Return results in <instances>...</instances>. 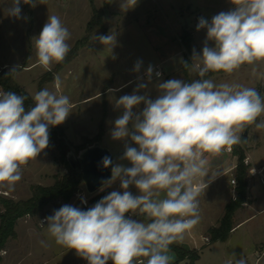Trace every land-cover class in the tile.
I'll return each instance as SVG.
<instances>
[{"label":"clouds","instance_id":"obj_1","mask_svg":"<svg viewBox=\"0 0 264 264\" xmlns=\"http://www.w3.org/2000/svg\"><path fill=\"white\" fill-rule=\"evenodd\" d=\"M231 2L234 10L220 12L211 22L199 20L197 30H207L202 54L194 49L192 56L199 79L158 82L159 95L151 99L147 93L137 94L152 81L154 68L149 65L147 83H139L131 94L116 100V108H122L123 113L115 119L110 135L113 140L125 141L120 159L131 166L115 164L111 178L102 184L110 187L118 180L122 191H111L87 210L64 205L46 217L47 233L57 245L75 250L88 264H134L140 257L147 258L146 264H171L169 246L183 240L199 223L198 197L219 174L210 175L205 154L219 156L225 149L231 150L242 142L241 134L248 126L264 129V120L257 122L264 115V95L255 87L216 84L204 78L210 72L232 74L244 64L264 62V0ZM23 3L35 7L34 0ZM20 4L21 0H13L8 15L21 18ZM136 4L137 0H121L125 11ZM70 38L61 18L49 15L39 36L33 38L37 65L51 71L54 64L63 63L71 51ZM94 39L112 51L117 33ZM208 41H213L214 47ZM141 63L137 61L133 71L139 73ZM189 65L184 63L185 68ZM155 76L161 73L157 71ZM61 85L56 75V91H37L32 96L34 106L28 110V97L0 90V188L14 190L22 179L23 166L49 146L50 126L64 123L70 115V98L59 94ZM141 104L142 111H134ZM102 163L108 168L113 162L105 156ZM132 185L139 195L129 191ZM129 213L144 216L149 222L126 217ZM40 244L48 247L44 240ZM225 264L247 261L233 253Z\"/></svg>","mask_w":264,"mask_h":264},{"label":"rangeland","instance_id":"obj_2","mask_svg":"<svg viewBox=\"0 0 264 264\" xmlns=\"http://www.w3.org/2000/svg\"><path fill=\"white\" fill-rule=\"evenodd\" d=\"M102 1L34 0L33 7L21 0V18L17 19L9 16L7 11L13 0H0V69L17 70L13 73V80L31 97L37 92L39 82L42 89L56 91L54 78L59 75L62 81L59 94L69 96L71 103L70 115L60 124L67 140L76 145L84 138L93 137L102 121L104 134L98 141L99 144L110 152L113 166L119 163L130 167L129 161L120 159L125 151V141L113 140L110 135L115 119L123 113L122 108H116V100L131 94L139 83H147L145 73L149 65L154 69L158 67L161 76L153 75L147 89L137 94L147 93L151 99H155L159 95L155 87L158 82L169 79L183 80L180 60L184 54L190 60L189 82L195 80L198 74L191 64L193 50L202 54L207 37L206 29L197 30L200 18L211 22L213 16L222 11L234 10L235 6L231 0H137L135 7L125 11L121 8V0H112L103 10L102 29L95 31L89 42L81 45L91 6L102 7ZM52 14L58 15L69 29L71 38L67 42L71 49L77 43L80 45L59 70H55L59 64H54L51 71H46L36 63L33 38L39 36L48 16ZM183 32H187L191 38L188 51L180 41ZM110 33H117V43L112 51L94 39L95 36ZM208 45L214 47V42L208 41ZM137 61L142 62L139 73L133 71ZM208 79H212L216 84L227 82L255 87L264 95V62L255 65L244 64L232 74L222 72ZM110 89L118 90L110 92ZM143 107L141 104L134 111H142ZM260 120H264V115L259 117L257 122ZM246 131L244 153L248 158L246 179L250 190L247 201L234 212L233 223L246 219L236 225L223 242L207 244L195 228L186 232L183 240L174 242L184 248H194L198 251L194 264H225L233 253L237 259L243 256L247 264H264V129L251 125ZM129 143L138 147L131 141ZM74 155L71 151L67 153L68 157ZM221 157L227 159L223 162ZM221 157L215 158L216 167L213 165L215 161L209 163L210 175L222 168H227L228 171L204 189L198 197L199 203L205 205L204 210L200 212V221L195 225L200 231H204L208 225H217L225 204L235 195V188L231 191L230 184L231 178L235 180L234 167L230 171L228 167L231 159L235 165L236 158L231 152L222 154ZM251 168L255 169V174L250 173ZM64 172L65 168L58 159L57 150L45 149L37 159L23 166L22 179L17 182L14 190L0 188V195L13 200L25 199L30 195V184L50 185L54 174ZM100 190H107L108 194L114 190L122 191L118 180L110 187L102 186L97 191ZM129 191L133 195L140 194L134 185L129 187ZM90 195L92 194L87 193L81 183L78 193L68 203L54 201L44 208L43 216L19 218L14 227L15 237L8 239L4 249L0 251V264H88L75 250L59 246L49 237L45 218L64 205L81 208L84 206L81 204V197L85 198L88 205ZM128 218L143 222L137 215L130 214ZM41 240H44L48 247L42 246ZM168 254L172 257L171 264H188L187 259L175 263L173 251ZM141 261L146 264L147 258L141 257ZM141 261L135 258L134 264H141Z\"/></svg>","mask_w":264,"mask_h":264},{"label":"trees","instance_id":"obj_3","mask_svg":"<svg viewBox=\"0 0 264 264\" xmlns=\"http://www.w3.org/2000/svg\"><path fill=\"white\" fill-rule=\"evenodd\" d=\"M112 0H103L102 7L96 8L91 6V14L86 22L85 33L81 39V45L88 43L91 35L102 29L101 16L103 15L104 8L110 5ZM180 41L185 50H189L191 38L187 32H183L180 36ZM80 44H75V47L71 49L68 56L63 63H60L55 70H59L61 66L70 59V55L74 54V50ZM190 64V60L187 55H183L180 60V69L183 75V81L189 82L188 68L184 67V63ZM190 66V65H189ZM12 70L1 68L0 69V90L15 92L17 95H24L28 97L25 100L26 110L34 106L32 97L24 90L23 87L18 85L13 80V74H10ZM222 73L210 72L206 77L209 78L214 74ZM198 76L196 79H199ZM190 83V82H189ZM41 83L39 82L37 91L41 90ZM104 134V126L101 121L98 127L97 133L91 138H84V140L76 145L70 143L64 133L63 128L60 125L50 126L49 128V146L46 150L51 151L53 148L57 150L58 159L65 168V172L62 174H54L53 181L50 185L30 184V195L25 199L13 200L0 195V251L4 248L8 239L15 237L14 226L16 221L23 216H43L44 208L51 202L61 201L68 203L79 190V186L82 183L80 173L72 168L68 162L67 153L70 150L78 152L85 145L99 141ZM242 142L238 145L231 147V154L235 156L236 162L234 165V177H235V195L224 206V212L219 219L216 226H210L206 229V241L207 244L214 243L216 241H225L230 231L235 224L233 223L234 212L240 208L243 203L247 201L248 182L246 179L248 164L244 163L245 153L244 145H246L247 136L241 134ZM108 194L107 190L97 191L90 195L88 205L82 206V210H87L93 207L99 200ZM131 213L126 214L128 217ZM139 216L143 222H149L144 216ZM171 251L175 254V263L183 259L188 260V264H194V261L198 258V251L196 249H187L178 244H171ZM141 261V257L137 258ZM108 264H112V261H108Z\"/></svg>","mask_w":264,"mask_h":264},{"label":"water","instance_id":"obj_4","mask_svg":"<svg viewBox=\"0 0 264 264\" xmlns=\"http://www.w3.org/2000/svg\"><path fill=\"white\" fill-rule=\"evenodd\" d=\"M243 134H247L246 129ZM70 151L75 155L74 157L67 156L68 162L72 168L80 173L81 182L87 193H95L103 186L102 181L111 178L113 163L105 168L102 160L105 156L110 157L112 160V156L98 141L85 145L78 152Z\"/></svg>","mask_w":264,"mask_h":264},{"label":"crops","instance_id":"obj_5","mask_svg":"<svg viewBox=\"0 0 264 264\" xmlns=\"http://www.w3.org/2000/svg\"><path fill=\"white\" fill-rule=\"evenodd\" d=\"M223 155H225V154H227V152H223L222 153ZM221 154V155H222ZM229 154V153H228ZM206 156H208V161H209V163H212V162H214L215 161V163L213 164V165H215V167L217 166V164H216V160H215V158L216 159H218V158H220L221 157V155H219V156H211V155H209V154H205ZM222 158V160H223V162H224V160H226L227 158H225V159H223V157H221ZM218 162V161H217ZM214 167V166H213ZM234 167V163H233V161H232V159H231V164L229 165V171L230 170H232V168ZM218 170H216V171H214V172H217ZM228 170H227V168H222V170H219L218 171V175L216 176V178L215 179H213V180H211V183H208V186L210 185V184H212L213 182H215L219 177H221L222 175H224L226 172H227ZM210 179V177H205V182L207 183L208 182V180ZM249 190H250V188H249V185H248V191H247V195H248V192H249ZM211 199L212 198H210V201H211ZM204 207H205V205L204 204H201V203H199V208H200V212H202L203 210H204ZM264 209V208H263ZM246 218H244V220H245ZM243 219L242 220H240V221H238V222H236L235 223V226L236 225H238L239 223H241L242 221H244ZM213 226V225H212ZM234 226V227H235ZM15 227V226H14ZM209 227V225L206 227V229ZM233 227V228H234ZM193 228H195L196 230H198L199 232H200V234H202V238L203 237H205L204 236V233L206 232V229L204 230V231H200V229L197 227V226H194ZM14 230H15V228H14ZM204 232V233H203ZM6 244V243H5ZM5 247V246H4ZM4 249V248H3ZM2 249V250H3Z\"/></svg>","mask_w":264,"mask_h":264},{"label":"built area","instance_id":"obj_6","mask_svg":"<svg viewBox=\"0 0 264 264\" xmlns=\"http://www.w3.org/2000/svg\"><path fill=\"white\" fill-rule=\"evenodd\" d=\"M157 71L161 73L160 69H159L158 67H156V68L154 69V74H153L154 76H155V72H157ZM155 77H156V76H155ZM223 152L230 153L231 150H227V149H225ZM247 160H248V158L245 157V158H244V163L247 164ZM252 170H253V168L250 169V173H251V174H255L256 171L252 172ZM230 184L232 185V189H231V191H234V188H235V180H234V178H231V179H230ZM263 184H264V181H263ZM82 199L85 200V198L81 197V199H80L81 204L84 205V206H86V205H87V202H86V203H82ZM203 238H204V240L206 241V237H203Z\"/></svg>","mask_w":264,"mask_h":264}]
</instances>
